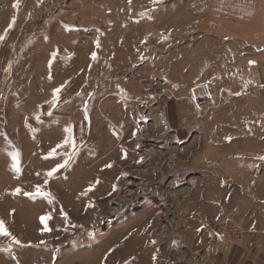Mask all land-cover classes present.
<instances>
[{
    "label": "rangeland",
    "instance_id": "374dc122",
    "mask_svg": "<svg viewBox=\"0 0 264 264\" xmlns=\"http://www.w3.org/2000/svg\"><path fill=\"white\" fill-rule=\"evenodd\" d=\"M0 36V264H264V215L221 198L215 118L196 98L234 79V56L259 74L264 0H0ZM119 94L190 113L179 192L74 153L76 120L101 121Z\"/></svg>",
    "mask_w": 264,
    "mask_h": 264
},
{
    "label": "crops",
    "instance_id": "0c3cea01",
    "mask_svg": "<svg viewBox=\"0 0 264 264\" xmlns=\"http://www.w3.org/2000/svg\"><path fill=\"white\" fill-rule=\"evenodd\" d=\"M249 57L245 55L238 60V55L234 56V63L241 64L235 66L234 79H229L225 87L214 89L212 111H204L201 116L215 118L214 125L205 130L215 137L214 161L220 187L226 189L221 198L235 203L232 201L245 193V198L253 199L252 205L259 206L258 212L264 215V61L253 78ZM165 96L174 102L171 96ZM155 101L160 100L150 95L138 98L121 94L110 101L103 100L101 121L95 123L87 117L86 125L79 128L81 119L77 117L72 132L74 153L95 163L103 159L121 160L132 172L129 177L132 181L160 182L173 194L179 192L172 173L179 166V158L183 162L187 154L193 157L190 113L181 111L182 116L175 121L173 106L168 109ZM97 122L102 123V130ZM204 126L200 125L202 130ZM207 180L204 176V184ZM184 181L192 183L193 178ZM152 188L153 185L142 187L139 193L130 196L131 207Z\"/></svg>",
    "mask_w": 264,
    "mask_h": 264
},
{
    "label": "built area",
    "instance_id": "2783aa9c",
    "mask_svg": "<svg viewBox=\"0 0 264 264\" xmlns=\"http://www.w3.org/2000/svg\"><path fill=\"white\" fill-rule=\"evenodd\" d=\"M196 98L198 105L202 106L203 108H206L208 106L212 107V105L210 104L213 103V99H214L213 90L211 91V89L207 85L205 86L203 85L197 89ZM207 166H211V163L208 162ZM188 175H189V170H187V168L184 166H178L173 170L172 173V176L176 181L186 178ZM218 234L220 238L223 239V232L218 230Z\"/></svg>",
    "mask_w": 264,
    "mask_h": 264
},
{
    "label": "snow or ice",
    "instance_id": "6c2138e0",
    "mask_svg": "<svg viewBox=\"0 0 264 264\" xmlns=\"http://www.w3.org/2000/svg\"><path fill=\"white\" fill-rule=\"evenodd\" d=\"M0 39H3V37L0 36ZM56 91L59 92V89H57ZM64 142H65V143H68L69 141L65 140ZM62 166H63V165H59V167H62ZM109 166H110V165H109ZM17 170H18V169H17ZM53 171H55V170H53ZM51 174H52V173L50 172L49 175H51ZM36 194H38V195H49L48 193H44L43 191H41L40 188H39V186H38L37 189H36ZM0 231H2L3 234H5V235L8 234L7 231H6V229H3V222H2V221H0Z\"/></svg>",
    "mask_w": 264,
    "mask_h": 264
},
{
    "label": "bare ground",
    "instance_id": "6f19581e",
    "mask_svg": "<svg viewBox=\"0 0 264 264\" xmlns=\"http://www.w3.org/2000/svg\"><path fill=\"white\" fill-rule=\"evenodd\" d=\"M162 202H164L163 200H161Z\"/></svg>",
    "mask_w": 264,
    "mask_h": 264
}]
</instances>
